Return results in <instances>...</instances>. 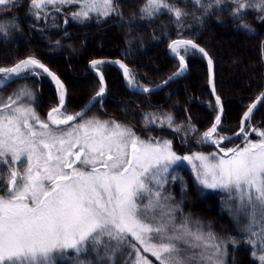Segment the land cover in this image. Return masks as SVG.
Listing matches in <instances>:
<instances>
[{
  "label": "snow or ice",
  "instance_id": "6c2138e0",
  "mask_svg": "<svg viewBox=\"0 0 264 264\" xmlns=\"http://www.w3.org/2000/svg\"><path fill=\"white\" fill-rule=\"evenodd\" d=\"M224 3L212 0L204 5L193 0L205 12ZM18 4L19 0H0V12L10 13ZM232 5L234 19H241L248 10L264 13V0H230L227 6ZM68 6L77 10L65 12ZM140 11L148 18L167 13L181 37L168 45L179 68L157 88L182 76L188 69L187 58L195 54L207 59L213 83L208 52L195 40L182 38L186 11L167 0H147ZM93 13L98 20L120 15L115 0L29 2V15L53 28L60 27L61 15L66 26L70 21L84 24ZM259 19L264 21V15ZM8 27L18 26L0 23L5 40ZM238 27L252 31L247 23ZM106 65L122 70L130 90L154 91L138 83L123 61L93 59L89 67L98 77L99 89L85 109L68 113L67 89L41 59L29 55L12 66H0V89L18 80L39 81L47 76L58 96L46 119L32 107L36 96L28 85L0 97V168H7L6 178L0 175V264H153L147 254L156 264H225L227 244L235 246L236 239L220 240L210 225L183 215L170 191L169 185L181 179L175 173L184 162L191 165L203 188L218 189L227 196L225 207L237 223L241 218L247 221L241 231L248 236L253 258L264 264V129L252 123L264 106V92L247 106L231 136L224 134V106L215 95L214 83L217 114L211 127L198 136H193L198 132L195 126L175 125L171 114L144 113L146 128L156 125L180 136L182 143L195 139L217 149L181 156L173 150V141L164 137L145 140L115 120H83L106 95ZM251 134L259 139L251 140ZM237 137L243 138L242 146H221ZM93 254L94 259L84 258Z\"/></svg>",
  "mask_w": 264,
  "mask_h": 264
},
{
  "label": "trees",
  "instance_id": "16d2710c",
  "mask_svg": "<svg viewBox=\"0 0 264 264\" xmlns=\"http://www.w3.org/2000/svg\"><path fill=\"white\" fill-rule=\"evenodd\" d=\"M29 2L19 0L18 6L10 13L0 12V23L18 26L6 29L7 40L0 36V66H12L18 59L29 55L41 59L64 83L68 113L83 108L99 89L98 77L89 68L93 59L123 61L136 74L138 83L147 87L161 82L179 67L178 60L167 51L171 40L181 38L177 35L174 19L167 13L153 18L143 16L140 9L147 0H115L120 15L113 14L98 20L93 13L92 19L84 24L70 21L65 26L61 15L57 18L59 28L34 20L29 15ZM167 3L188 13L184 18L182 38L195 40L213 60L215 94L221 97L224 106V134L231 135L239 128L247 106L264 89V21L259 19L264 13L248 10L238 20L230 15L235 6H227L230 0H225L219 7L213 6L207 12L195 6L193 0H167ZM202 3L207 5L212 0H202ZM76 10L68 6L65 12ZM242 22L247 23L252 31L238 27ZM101 35L108 36V41ZM57 40L59 45L55 44ZM187 63L184 75L149 94L127 88L121 71L115 65L104 66L107 94L102 104L96 102L90 107L83 120L97 117L102 121L126 123L143 136L172 140L173 150L180 155L216 152L214 146L197 144L195 139L182 143L181 137L169 129L162 130L156 125L145 127L144 113L171 114L175 125L195 126L198 132L193 134L194 137L212 125L217 106L207 84L208 64L200 54L188 57ZM23 85H28L35 92V106L41 114V107L49 110L57 104L56 87L47 76L39 81L29 79L11 83L0 89V97L6 98ZM252 123L264 129V106L255 113ZM249 138L256 140L258 136L251 134ZM240 141L241 137L233 138L221 146H235ZM175 174L181 179L170 184L169 188L183 215L210 225V230L220 240L236 239L235 246L227 244L225 264H259L252 256L253 248L247 244L248 236L241 231L247 221L241 218L237 223L233 219L225 207L227 196L218 189L203 188L185 165Z\"/></svg>",
  "mask_w": 264,
  "mask_h": 264
},
{
  "label": "rangeland",
  "instance_id": "374dc122",
  "mask_svg": "<svg viewBox=\"0 0 264 264\" xmlns=\"http://www.w3.org/2000/svg\"><path fill=\"white\" fill-rule=\"evenodd\" d=\"M101 36H102V38H103L105 41H106V40L108 41V36H103V35H101ZM67 47H69V46H67ZM170 56H172V55H170ZM176 60H177V59H176ZM205 60H206V59H205ZM206 62H207V61H206ZM178 68H179V67H178ZM178 68H177V70H178ZM177 70H176V71H177ZM176 71H175V72H176ZM175 72H174V73H175ZM186 72H187V71H186ZM186 72H185V73H186ZM185 73H184V74H185ZM172 74H173V73H172ZM172 74H171L170 76H172ZM184 74H183V75H184ZM170 76H168V77H170ZM209 76H210V74H209ZM168 77H167V78H168ZM180 77H181V76H180ZM167 78H165L164 80H166ZM177 78H179V77H177ZM177 78H175V79H177ZM175 79L171 80L170 82L174 81ZM164 80H162V81H164ZM162 81H161V82H162ZM208 81H209V78H208ZM170 82H169V83H170ZM159 83H160V82H159ZM169 83H167L166 85H168ZM157 84H158V83H157ZM207 84H208V82H207ZM166 85H164V86H166ZM164 86H163V87H164ZM208 86H209V84H208ZM151 87H152V86H151ZM209 88H210V87H209ZM160 89H161V88H160ZM153 92H154V91H153ZM106 94H107V92H106ZM215 95H216V94H215ZM93 96H94V95H93ZM93 96H92V97H93ZM92 97H91V98H92ZM214 98H215V96H214ZM35 102H36V101H35ZM35 102H34V103H35ZM85 105H86V104H85ZM34 108H35V110L37 111V113L40 115L41 118H42L43 116H45V115H46V112L48 111V110H45L43 107H41V110H42V112H43V114H41V113L38 111V109L36 108V106H35ZM80 122H82V121H81V120H77V123H80ZM116 122H118V121H116ZM118 123H120V122H118ZM120 124H122V125H126V126H128V127H131L132 130H133L138 136H140L141 138H143V139H145V140H147V139L150 137V136H143V135H141V134L137 131V129H135V127H132V126L126 124V123H125V124L120 123ZM210 127H211V126H210ZM210 127H209V128H210ZM209 128H207V129H209ZM207 129H206V130H207ZM206 130H204L203 132H205ZM203 132H202V133H203ZM202 133H200V134H202ZM231 135H232V134H231ZM258 139H259V137H258L256 140H258ZM256 140H253V141H256ZM241 141H243V138H242V137H241ZM241 141H240V142H241ZM238 143H239V142H238ZM242 143H243V142H242ZM241 146H242V145H241ZM232 147H233V146H231V147H227V148H232ZM227 148H226V149H227ZM213 152H215V151H213ZM213 152H203V153L208 154V153H213ZM188 154H190V153H188ZM179 155H180V154H179ZM184 155H185V154H184ZM221 155H222V154H221ZM181 156H183V155H181ZM184 165L187 166V167L192 171V174L194 175V172H193V170H192L191 165L188 164L187 162H184ZM194 177H195V175H194ZM0 194H2V193H0ZM147 255H150V254H147ZM84 258H85V259H94V254L91 255V256L86 255ZM148 258H149L150 260L153 261V264H156V262H155L153 259H151V257L148 256ZM58 263H59V262H58ZM63 263L67 264L66 261L63 262Z\"/></svg>",
  "mask_w": 264,
  "mask_h": 264
},
{
  "label": "water",
  "instance_id": "95a60500",
  "mask_svg": "<svg viewBox=\"0 0 264 264\" xmlns=\"http://www.w3.org/2000/svg\"><path fill=\"white\" fill-rule=\"evenodd\" d=\"M167 51H168V53L170 54V50H169V47L167 48ZM171 55V54H170ZM104 59H106V60H116V59H110V58H104ZM206 59V58H205ZM206 61H207V59H206ZM116 66V65H115ZM90 68V67H89ZM51 70V69H50ZM52 71V70H51ZM53 72V71H52ZM55 73V72H54ZM121 73H122V70H121ZM95 74V73H94ZM123 75V74H122ZM124 77V76H123ZM125 79V78H124ZM209 80H210V76H209ZM53 82V81H52ZM170 82V81H169ZM168 82V83H169ZM54 83V82H53ZM163 83V81L162 82H160V83H158V84H156V85H154V86H152V87H150V88H152V89H154V91H157V90H159L160 88H162V87H160V88H157V85H161ZM213 83H214V73H213ZM213 83H210L209 81H208V84H209V87H210V90H211V92H212V94H213V91H212V87H213ZM64 84V83H63ZM65 86V85H64ZM66 88V87H65ZM262 92H264V89H263V91ZM213 96H215L214 94H213ZM256 99V98H255ZM254 99V100H255ZM91 100V99H90ZM90 100L86 103V105H89V102H90ZM253 102V101H252ZM251 102V103H252ZM250 103V104H251ZM249 104V105H250ZM85 105V106H86ZM85 106L82 108V109H85ZM82 109H80L79 111H81ZM247 110V109H246ZM245 110V111H246ZM78 111V112H79ZM229 136H231V135H229ZM242 142L243 141H241V142H239V143H237L236 145H241L242 144Z\"/></svg>",
  "mask_w": 264,
  "mask_h": 264
},
{
  "label": "flooded vegetation",
  "instance_id": "af4514ba",
  "mask_svg": "<svg viewBox=\"0 0 264 264\" xmlns=\"http://www.w3.org/2000/svg\"><path fill=\"white\" fill-rule=\"evenodd\" d=\"M32 107H35V103L32 104ZM48 111L46 112V115L42 117V119H46ZM6 174H7V168H0V175L4 176L6 178ZM2 182L3 181H0V183H2Z\"/></svg>",
  "mask_w": 264,
  "mask_h": 264
}]
</instances>
